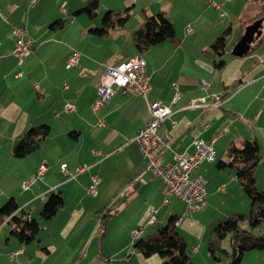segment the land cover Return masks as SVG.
<instances>
[{"label": "crops", "instance_id": "0c3cea01", "mask_svg": "<svg viewBox=\"0 0 264 264\" xmlns=\"http://www.w3.org/2000/svg\"><path fill=\"white\" fill-rule=\"evenodd\" d=\"M218 2L219 7L206 0L114 1L107 7L132 4V16L125 26L113 29L107 36L98 35L105 40L99 42L86 29L83 13L74 14L80 3L0 0V207L9 197H15L19 204L17 213L27 210L42 225L37 238L25 244L11 233L9 222L2 223L0 264H171L157 253L145 256L133 245L132 230L154 222L148 223L149 206L158 209L155 224L166 223L165 209L170 216H176V228L187 241L196 264L228 263L226 257L220 261L212 259L208 240L220 220L238 212L248 215L251 208V199L235 171L218 166L220 159L227 158L233 140L238 144L245 139L259 143L263 156L257 167V185L264 188V68L258 62L259 56H264V16L260 46L251 54L237 56L232 50L246 26L254 21L260 5L256 0ZM159 11L173 22L179 42L165 40L143 51L132 43L127 51L124 44L129 43L130 36L133 40L146 14ZM69 12L72 17L64 18ZM79 16L85 27L67 35L68 26L74 25ZM134 17L136 20L129 27ZM62 18L66 25L52 29L51 24ZM15 24L26 25L32 37L31 54L22 66L12 54ZM226 30L224 54L210 51V45ZM79 39L85 41L84 46H75ZM100 46L102 54L96 55L93 50ZM73 48L81 51L80 65L86 72L90 69V75L66 70L75 67L66 66ZM138 54L147 61L148 99L161 101L172 109L159 131L170 132L174 138L158 160H170L174 151L193 152L197 138H216L215 159L198 167L206 178L208 192L206 205L200 210L189 208L185 200L177 197L164 204L162 179L147 168V158L134 139L151 119L146 97L117 91L105 105L93 109L105 66ZM88 57L98 60V65ZM220 59L225 63L218 67L215 61ZM18 71L22 72L20 76L16 75ZM241 80L248 82L238 87ZM178 90L180 96L175 100ZM213 94H221L219 106L211 104ZM203 96V105L190 106L193 99ZM67 102L74 103L76 109L64 112ZM56 112H61L59 117ZM42 123L50 125V133L41 147L28 156L15 157L12 149L16 142L29 128ZM43 162L49 166L44 178L24 189L22 181ZM62 163H67L70 170L80 164L91 166L68 178L60 172ZM93 173L101 177L97 196H89L86 191ZM52 192L60 193L64 202L47 219L41 210ZM107 202L111 206L117 202L113 210L106 207L115 214L106 220L104 233L96 235L95 227ZM96 238L99 245L93 243ZM225 247L231 249L229 240ZM16 251L19 253L11 257ZM241 264H264V249L246 251Z\"/></svg>", "mask_w": 264, "mask_h": 264}, {"label": "trees", "instance_id": "16d2710c", "mask_svg": "<svg viewBox=\"0 0 264 264\" xmlns=\"http://www.w3.org/2000/svg\"><path fill=\"white\" fill-rule=\"evenodd\" d=\"M103 0H91L85 6L78 8L74 14L86 13L91 19L100 15ZM260 5V11L252 20L264 16V0H256ZM133 5L129 4L118 10H107L101 21V26L92 28L91 31L99 36H107L110 31L126 25L132 16ZM66 25L65 19H59L51 24L52 29H59ZM226 30L210 45L209 50L219 55L225 52ZM133 43L139 51L156 45L165 40L179 42L173 22L164 11L146 14L144 22L133 34ZM263 37L256 38L251 43V49L247 54L254 52L262 43ZM224 59L215 61L216 66H223ZM50 125L42 123L39 126L29 128L13 146L12 154L15 157H25L41 147V142L49 135ZM259 143L253 139H245L241 144L232 141L228 146L227 158L220 159L218 166L230 167L235 173L243 190L251 199V208L248 215L241 212L235 213L226 219L220 220L211 230L208 240V250L213 260L220 261L223 257L229 259L227 264H241L246 251L251 249H264V188L257 185V167L262 159ZM63 197L60 193L52 192L41 215L44 218L53 217L63 205ZM19 204L15 197H10L0 207V226L9 222L12 225L11 233L15 234L22 243H31L42 230V225L36 217H31L27 210L17 213ZM115 214L107 208L101 221L103 224L109 216ZM176 216L171 215L165 224H155L145 228L143 235L135 242V248L145 256L154 253L166 263L171 264H196L188 249L187 241L176 228ZM103 234V233H102ZM229 240L231 249L225 247ZM223 256V257H222Z\"/></svg>", "mask_w": 264, "mask_h": 264}, {"label": "built area", "instance_id": "2783aa9c", "mask_svg": "<svg viewBox=\"0 0 264 264\" xmlns=\"http://www.w3.org/2000/svg\"><path fill=\"white\" fill-rule=\"evenodd\" d=\"M37 0H31L35 3ZM209 5L219 7L218 0H206ZM65 3L62 4L65 11ZM0 14L2 10L0 7ZM191 29V28H190ZM12 34L14 37V47L12 54L17 59L20 66L24 64L27 56L31 54L32 37L29 29L24 24H15L12 27ZM81 59V52L73 49L66 60L67 67H73L79 64ZM258 62L264 68V56H259ZM22 74L21 71L16 73L17 76ZM264 77V72H263ZM248 80H241L238 87H243ZM205 86L208 82H204ZM150 90V75L147 72V61L142 54L129 57L116 64H107L103 70L100 81L97 85V98L93 102V109L98 110L105 105L112 96L117 92L124 94H138L147 98L148 107L151 114L150 121L141 128L135 136V141L139 144L143 154L147 158V168L151 169L154 174L158 175L163 182L164 204L169 203L172 197L183 199L188 204V207L193 210H200L205 207L207 200L206 178L198 172V167L204 161H213L216 157L215 141L216 138L204 139L197 138L194 140L193 152H177L174 151L170 160L160 162L159 156L171 147L174 135L170 132L161 133L159 131L160 124L172 113L169 105L161 101H154L148 99V92ZM180 96L178 90L175 94V100ZM213 106L221 104V94H213ZM206 97L193 99L190 106L196 107L203 105ZM76 109L72 102H67L64 106V112H71ZM61 112H56L55 116L59 117ZM91 164H80L70 170L67 163L60 165V172L68 177H76L79 173L89 169ZM48 164L43 162L37 171L22 181V187L29 189L33 184L42 180L48 170ZM101 177L93 173L90 176V181L87 185L86 191L89 196H97L99 193V185ZM158 209L149 206L147 208V215L149 216L148 223H152L157 218ZM176 221L175 224H177ZM146 226L140 225L132 230L133 245L143 235ZM105 226L101 218L95 227V234L100 235L104 233ZM19 251L10 254L14 257ZM7 264H14L9 262Z\"/></svg>", "mask_w": 264, "mask_h": 264}, {"label": "rangeland", "instance_id": "374dc122", "mask_svg": "<svg viewBox=\"0 0 264 264\" xmlns=\"http://www.w3.org/2000/svg\"><path fill=\"white\" fill-rule=\"evenodd\" d=\"M91 0H88V2H86V0H72V2H76V3H80L79 5V7H83V6H85L87 3H89ZM114 1H120V0H104L103 1V7H102V10H101V13H100V15L97 17V18H94V19H91V18H89L88 16H87V14L86 13H83V15H82V17L81 18H83L84 20H85V22L88 24L87 26H86V29H89L90 31H91V29L92 28H95V27H99V26H101V21H102V16H103V14L107 11V10H110L111 8H108L107 7V5H109V4H111L112 2H114ZM120 7H125V6H122V5H120V4H118V5H116L113 9L114 10H116V9H119ZM71 13L72 12H69V14H67L68 15V17H66V15L64 16V18H71L72 17V15H71ZM133 14H135V13H133ZM133 16H135V15H133ZM80 18V16L78 17V20H77V22L74 24V25H69L68 26V28H67V31H65L66 32V34L67 35H70V33L71 32H73V31H75L76 30V28L77 29H79L80 27H82V28H84L85 27V25H82V19ZM135 20H136V17H134L131 21H130V24H129V27H130V25H131V23H133V22H135ZM92 32V31H91ZM127 32V30H125V32L124 33H126ZM93 33V38H94V40H97V41H99L100 42V40H103V41H105L104 39H102L101 37H99L96 33H94V32H92ZM103 41H101V42H103ZM129 43H126V44H124V45H126V50L127 51H129L130 49H131V46L130 45H132V43H133V40H132V36H130V38H129ZM84 43H85V41H83V42H81V40L79 39L78 40V43L77 44H75V46L76 47H79L78 45H82V46H84ZM133 46H134V44H133ZM135 48V47H134ZM72 49V48H71ZM73 49H77V48H73ZM90 49V48H89ZM77 50H79V49H77ZM80 51V50H79ZM81 52V51H80ZM93 52H95V54L96 55H101L102 54V51H101V46H100V48L98 49V50H93ZM135 52H132V54H134ZM82 58V57H81ZM93 59H95V58H89L88 57V60L90 61V62H92L93 64H95V66H97L98 65V63L99 62H97L98 60H93ZM81 64V61H80V63H79V65L78 66H75L74 68H72L71 70L70 69H66V70H69L70 72H76L78 75H79V73L81 72V74L80 75H83L84 73H86L87 74V76L88 75H90V69H86L87 70V72L86 71H84V69L85 68H83V66H81L80 65ZM65 65V64H64ZM90 67H91V65H89ZM96 71V70H95ZM78 80H79V76H78ZM77 80V81H78ZM10 198V197H9ZM8 198V199H9ZM7 199V200H8ZM108 203V202H107ZM112 204H113V202H112ZM115 204V205H114ZM113 205L114 206H111V204H110V202L108 203V204H105L104 205V207H103V210L104 209H106V207H111V209L113 210L114 209V207H116V204H117V202L116 203H114ZM101 214V213H100ZM163 215H164V222H167L168 221V219H169V217H170V214H168V211H167V209H165L164 210V213H163ZM99 239L98 238H96V239H94V242L93 243H95V244H98L99 245ZM223 257V256H222ZM9 263V262H8Z\"/></svg>", "mask_w": 264, "mask_h": 264}, {"label": "water", "instance_id": "95a60500", "mask_svg": "<svg viewBox=\"0 0 264 264\" xmlns=\"http://www.w3.org/2000/svg\"><path fill=\"white\" fill-rule=\"evenodd\" d=\"M262 25V17L247 25L244 34L234 46L232 53L237 56L247 54L251 49V43L262 34Z\"/></svg>", "mask_w": 264, "mask_h": 264}]
</instances>
